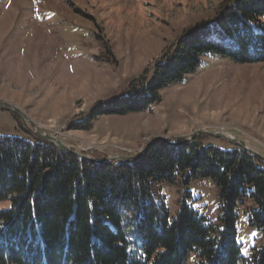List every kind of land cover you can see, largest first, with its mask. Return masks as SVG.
I'll return each instance as SVG.
<instances>
[{
    "label": "trees",
    "instance_id": "trees-1",
    "mask_svg": "<svg viewBox=\"0 0 264 264\" xmlns=\"http://www.w3.org/2000/svg\"><path fill=\"white\" fill-rule=\"evenodd\" d=\"M218 7L213 20L166 46L124 93L99 101L68 128L88 130L99 115L145 111L209 53L264 61V0H225ZM18 124L23 128L19 118ZM27 131L29 139L0 136V201L10 202L0 209V264H188L191 255L193 264H264V159L242 146H203L200 134L178 143L158 138L137 158L93 162ZM201 177L219 189V226L189 206V191L171 217L151 189L155 182ZM244 199L252 205L249 225L263 238L248 257L235 228Z\"/></svg>",
    "mask_w": 264,
    "mask_h": 264
},
{
    "label": "rangeland",
    "instance_id": "rangeland-1",
    "mask_svg": "<svg viewBox=\"0 0 264 264\" xmlns=\"http://www.w3.org/2000/svg\"><path fill=\"white\" fill-rule=\"evenodd\" d=\"M221 1L0 0V103L27 117L16 113L22 128L11 109L0 108V136L46 133L102 159L133 157L154 136L172 143L200 134L203 146L227 151L240 145L264 156V61L238 63L218 53L204 55L194 72L168 85L145 111L99 115L88 130L68 128L99 101L124 93L187 28L213 20ZM151 189L171 217L189 191V206L220 225L219 189L211 178L155 182ZM250 206L244 199L235 220L245 257L263 242L249 225ZM8 207L9 200L0 201V209Z\"/></svg>",
    "mask_w": 264,
    "mask_h": 264
},
{
    "label": "water",
    "instance_id": "water-1",
    "mask_svg": "<svg viewBox=\"0 0 264 264\" xmlns=\"http://www.w3.org/2000/svg\"><path fill=\"white\" fill-rule=\"evenodd\" d=\"M0 108H8V109H11L13 112L20 114L22 117H25L24 114H23V113H22L17 107H14V106H7V105H5V104H3V103H2V104L0 103ZM25 118H27V117H25ZM36 132H37V133H40L39 130H36ZM198 132H199V131H198ZM206 132H207V131H206ZM209 133H210V132H209ZM40 134H41V133H40ZM41 135H42L44 138L50 139V140L53 141L54 143H56V144L60 145L61 147L65 148V149H67V150H69V151H71L73 154H76V155H78V156H80V157H83V158H85V159H87V160H89V161H93V162H103V161L119 160V159H126V160H129V158H130V159H132V158H137V157L139 156V154H140V153L142 152V150H143V149H142L137 155H135V156H133V157H131V156L129 155V157H123V156L116 157V156H115V157H109V158H105V159H98V158H94V157H92V156H90V155L87 156V154H83V153H81V152H79V151H76V150H74V149H71V147H69L68 145L62 143L58 138H56V137H54V136H52V135H49V134H46V133H43V134H41ZM221 136H222V137H227V136H224V135H221ZM157 137H159V136H154L150 142L157 140ZM227 138H230V137H227ZM150 142H148V143L146 144V146H148ZM167 142H168V141H167ZM168 143H171V142H168ZM172 143H178V142H172ZM242 147H243L244 149L248 150L249 152H251V153H253V154H255V155L261 157L262 159H264V156L260 155L257 151H254V150H252V149H250V148H248V147H246V146H242Z\"/></svg>",
    "mask_w": 264,
    "mask_h": 264
}]
</instances>
